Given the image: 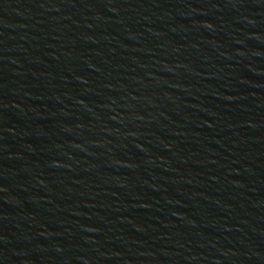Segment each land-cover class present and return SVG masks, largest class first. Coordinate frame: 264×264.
<instances>
[{"label":"water","instance_id":"95a60500","mask_svg":"<svg viewBox=\"0 0 264 264\" xmlns=\"http://www.w3.org/2000/svg\"><path fill=\"white\" fill-rule=\"evenodd\" d=\"M0 242L264 264V0H0Z\"/></svg>","mask_w":264,"mask_h":264}]
</instances>
